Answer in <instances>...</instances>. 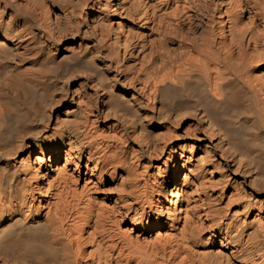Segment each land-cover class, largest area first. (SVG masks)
Here are the masks:
<instances>
[{
  "label": "bare ground",
  "instance_id": "6f19581e",
  "mask_svg": "<svg viewBox=\"0 0 264 264\" xmlns=\"http://www.w3.org/2000/svg\"><path fill=\"white\" fill-rule=\"evenodd\" d=\"M0 264H264V0H0Z\"/></svg>",
  "mask_w": 264,
  "mask_h": 264
},
{
  "label": "rangeland",
  "instance_id": "374dc122",
  "mask_svg": "<svg viewBox=\"0 0 264 264\" xmlns=\"http://www.w3.org/2000/svg\"><path fill=\"white\" fill-rule=\"evenodd\" d=\"M245 48H246V47H245ZM256 70H259V69H258V68H256V69H254V71H253V72L255 73V72H256ZM256 73H257V72H256ZM252 74H253V73H252ZM207 139H208V138H207ZM202 142H203V141H202Z\"/></svg>",
  "mask_w": 264,
  "mask_h": 264
}]
</instances>
